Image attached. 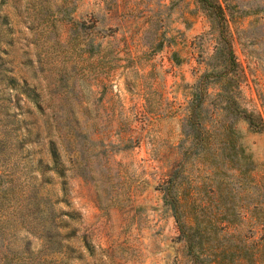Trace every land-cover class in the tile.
<instances>
[{"label": "rangeland", "instance_id": "374dc122", "mask_svg": "<svg viewBox=\"0 0 264 264\" xmlns=\"http://www.w3.org/2000/svg\"><path fill=\"white\" fill-rule=\"evenodd\" d=\"M231 3L241 101L264 114V0ZM208 28L196 0H0V264H192L158 186Z\"/></svg>", "mask_w": 264, "mask_h": 264}, {"label": "trees", "instance_id": "16d2710c", "mask_svg": "<svg viewBox=\"0 0 264 264\" xmlns=\"http://www.w3.org/2000/svg\"><path fill=\"white\" fill-rule=\"evenodd\" d=\"M196 2L213 49L188 84L181 159L158 188L192 264H257L264 255V160L246 135H264V114L241 101L231 0Z\"/></svg>", "mask_w": 264, "mask_h": 264}]
</instances>
